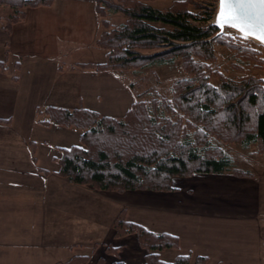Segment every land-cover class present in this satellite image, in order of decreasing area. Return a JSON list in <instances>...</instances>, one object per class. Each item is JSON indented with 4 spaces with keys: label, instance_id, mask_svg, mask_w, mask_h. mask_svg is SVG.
I'll return each mask as SVG.
<instances>
[{
    "label": "crops",
    "instance_id": "crops-1",
    "mask_svg": "<svg viewBox=\"0 0 264 264\" xmlns=\"http://www.w3.org/2000/svg\"><path fill=\"white\" fill-rule=\"evenodd\" d=\"M86 1L90 10L32 9L16 25L32 22L29 39L42 42V52H17L12 42L24 32L0 28V61L9 65L7 71L0 65V90L12 97L7 113H0V264H59L74 255H88L86 264H145L147 251L138 235H116L121 213L153 233L177 238L176 247L159 251L165 262L190 255L192 263L202 256L205 264H264L262 167L235 162L252 176H176L172 189L164 191L98 190L58 173L59 148L69 147L65 141L76 127L45 125L38 120L47 114L39 110L53 105L120 116L136 97L120 70L82 65L106 58L96 43L104 26L95 1ZM88 44L94 49L87 51ZM15 70L19 77L13 79ZM51 132L60 143L52 142ZM110 246L118 253L107 250Z\"/></svg>",
    "mask_w": 264,
    "mask_h": 264
},
{
    "label": "trees",
    "instance_id": "trees-1",
    "mask_svg": "<svg viewBox=\"0 0 264 264\" xmlns=\"http://www.w3.org/2000/svg\"><path fill=\"white\" fill-rule=\"evenodd\" d=\"M9 1L33 6L50 2ZM217 4V0H212L210 4L200 3V0H172L168 7L158 8L149 0H95V9L104 25L96 43L107 53L103 62L82 65L92 66L97 70L126 69L143 66V60H148L146 64L155 60L162 64L172 63L175 58L180 57L187 70L193 72V65L197 64V69L201 68V63L194 56L204 61L216 58L215 42L228 44L233 50H245L241 43L239 45L234 42L235 39H229L216 23L210 22L218 9ZM114 13H123L127 19L110 28V14ZM10 19L9 26L17 17ZM158 22L162 24H156ZM147 47L165 49L162 53L146 55L140 49ZM163 54L169 57L162 59ZM0 65L4 66V63L0 61ZM180 83L175 92H179V100L189 106V112L196 114L198 122L207 124L209 130L217 132L225 141L239 142L242 146L259 144L264 154V79L247 75L239 81L225 80L213 87L208 83V78L202 76L197 80L183 79ZM140 105L144 107L143 104H135L136 107ZM251 109L253 115L250 113ZM148 111L150 112L149 108ZM39 112L47 114V118L41 121L43 124L55 123L81 129L82 145L61 148V154L56 158L60 166L58 173L81 185L117 192L164 191L172 189V180L176 176L224 172H232L237 176L253 175L252 171L237 167L227 152L211 142L199 143L190 133L178 140L173 139L178 143L177 151L165 147L168 144L159 141L160 134L155 131L156 141L152 133V139L145 142L146 147H154L139 149L127 155L126 152L111 153L107 148H102L98 143V135L105 132L116 133L118 127H130L128 120L132 118L133 110H129L126 117L120 120L85 108L69 110L49 105ZM220 114L222 117L217 120L216 117ZM151 119L156 120L155 117ZM126 132V142L134 145L136 141L133 140L136 138ZM166 133L170 138L175 136L173 132V135L171 132ZM114 227L117 236L130 233L138 235L140 245L148 250L145 264L206 263V258L202 256L192 263L190 255H178L173 262L161 260L159 251L176 247L177 238L170 234L153 233L139 224L127 221L123 213L115 220ZM88 261V255H74L60 264H85ZM113 264L125 263L118 261Z\"/></svg>",
    "mask_w": 264,
    "mask_h": 264
},
{
    "label": "rangeland",
    "instance_id": "rangeland-1",
    "mask_svg": "<svg viewBox=\"0 0 264 264\" xmlns=\"http://www.w3.org/2000/svg\"><path fill=\"white\" fill-rule=\"evenodd\" d=\"M211 1L212 0H200V3L210 4ZM217 1V5L219 8V0ZM171 2L172 0H156L153 4L158 8H166L171 4ZM66 4L70 5L64 7ZM38 8H71L72 10L75 8H79L90 10L92 8V4H90L86 0H84L83 2L77 0L76 2L72 3H68L63 0H50L49 3L33 6L29 4H15L14 1L11 2L9 0H0V28L13 30V28L16 27L17 32L18 30H20V32H24L22 36V39L23 37H25L24 41L22 39H18L17 41L13 40L12 42L13 49L17 52L33 53L42 52L46 50V47L42 45V42L35 43L29 39V36H31L33 33L31 30L35 29V27H32L31 25L32 22L23 24L21 26H16L19 23H24L26 19H28V13H31L29 12L30 10ZM217 11L215 12L210 22L216 23L218 25V23L215 21V15ZM12 17H17V20L13 21L12 24L9 26V20H11L10 18ZM126 19L127 17L123 13L110 14V20L112 23V25H110V28L124 23ZM156 24L161 25L162 23L158 22ZM220 29L221 31L225 32L227 34V37L232 41H234L235 39L234 42H238L239 45L241 43L243 47H245V50H243V48H240L239 50H233L231 47L228 46V44L215 42L214 52L216 58L204 61L202 58L200 59L197 56H194V58L199 63H201V68L199 67L197 69L198 65H193V68L195 69L193 72L187 70V68L183 64L182 58L180 57L175 58V61L172 63L169 62L160 64L159 62H156L159 60H155V62H150L151 64H146L148 63V60H143L144 62L141 63L143 66L128 67L126 69H113L120 70L122 73H125L127 75V81L130 82L131 87L136 92V97L134 102L128 108V110L122 115H110L111 117L120 120L126 117V113L129 110H133L132 118L128 120V124L130 127H118V132L113 134H110L108 132L99 134L98 143H100L101 147L107 148L109 151H111V153H117L120 151L123 154L124 152H126V155L127 153L129 154V152L137 151L139 149L144 150L150 147H154H146L145 142L152 139V133L153 138L156 141L154 137L155 131L160 134L159 136L161 140L159 141H163L168 144L164 145L165 147L177 151L179 149V146L176 140L173 139L178 140L179 137H183L186 134L190 133L196 137L199 143L211 142L224 152H227L237 164H242L253 168L259 166L264 169V154L261 151L259 144L253 143L249 146H242L239 142H229L223 140V138L219 136L217 132L209 130L207 124L200 121L198 122L195 119L196 114H191L189 112V110L187 109L189 106L186 103L181 102V100H179V92H175L176 88L181 84L180 82L183 79L197 80L202 76L208 78V83L213 87H217L222 81L225 80L229 82L239 81L241 78L247 75H252L264 79V43L251 36L245 38L244 34H242L241 32H239V30L231 26L226 25L224 27H220ZM238 38H241L242 41ZM93 49L94 46L92 45L88 44L86 46L87 51H91ZM163 49L165 48L147 47L141 48L140 51L143 54L150 55L156 52L162 53ZM103 50L106 51L105 49ZM51 51L52 50H49L48 52ZM165 56L169 57L163 54L162 59ZM96 58L100 57L97 56ZM1 67L3 68L2 71H7L9 65L4 64V66ZM10 72L12 73V70ZM18 74L19 71L15 70L13 79L16 75L17 77H19ZM0 91L2 92L0 93V113L6 114V110H9L12 97L9 93L7 94L6 91H4V88L3 91ZM136 103L143 104L144 107L142 105L136 107ZM148 108L151 113L148 111ZM250 113L253 115L252 109ZM152 117H155L156 120L153 121L151 119ZM221 117L222 114L217 116L216 119L219 120L221 119ZM42 120H44L43 117H40V120L38 121L41 122ZM150 122H152L154 125ZM70 129L71 130L69 131L71 132H69L68 135H70L71 133L72 134L70 137H67L68 140L65 141L67 146L71 147L74 143L76 145H82L81 136L80 140L77 139L78 137L75 138L74 136V133H76L77 135L79 133L78 131H80L81 129ZM124 131H127L126 133H128L129 136H134L136 138L133 140V142L136 141L134 145H131L130 143L126 142L128 139ZM166 131L171 133L173 132L175 136L170 138L167 135ZM49 138L52 140V142H61L59 135L56 136L55 132H51ZM164 146L163 148H165ZM61 148L64 147L59 148L60 154ZM144 249L147 251L148 254V250L146 248ZM107 250L115 254L118 253V249L113 248L111 246L108 247ZM114 262H112L111 264H113Z\"/></svg>",
    "mask_w": 264,
    "mask_h": 264
},
{
    "label": "snow or ice",
    "instance_id": "snow-or-ice-1",
    "mask_svg": "<svg viewBox=\"0 0 264 264\" xmlns=\"http://www.w3.org/2000/svg\"><path fill=\"white\" fill-rule=\"evenodd\" d=\"M259 23H254V21ZM218 26L238 27V30L264 42V0H220Z\"/></svg>",
    "mask_w": 264,
    "mask_h": 264
},
{
    "label": "bare ground",
    "instance_id": "bare-ground-1",
    "mask_svg": "<svg viewBox=\"0 0 264 264\" xmlns=\"http://www.w3.org/2000/svg\"><path fill=\"white\" fill-rule=\"evenodd\" d=\"M219 12H220V4H219L218 11H217V13H216V15H215V21H216V22H217V17H218ZM225 26H226V25H225ZM233 28H235V29L238 30V27H233ZM239 32H241V31H239ZM241 33H242V32H241ZM242 34H244V33H242ZM244 35H245V34H244ZM256 35H257V34H253V35H249V36H251V37H253V38H255V39L261 41L260 39L256 38Z\"/></svg>",
    "mask_w": 264,
    "mask_h": 264
},
{
    "label": "water",
    "instance_id": "water-1",
    "mask_svg": "<svg viewBox=\"0 0 264 264\" xmlns=\"http://www.w3.org/2000/svg\"><path fill=\"white\" fill-rule=\"evenodd\" d=\"M219 4H220V0H219ZM254 23H259V21L257 20V21H254ZM262 42V41H261ZM264 43V42H263Z\"/></svg>",
    "mask_w": 264,
    "mask_h": 264
}]
</instances>
